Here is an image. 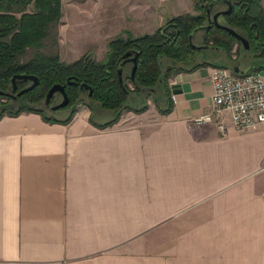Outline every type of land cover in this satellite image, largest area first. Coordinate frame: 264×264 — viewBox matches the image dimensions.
Returning <instances> with one entry per match:
<instances>
[{
    "label": "crops",
    "instance_id": "obj_1",
    "mask_svg": "<svg viewBox=\"0 0 264 264\" xmlns=\"http://www.w3.org/2000/svg\"><path fill=\"white\" fill-rule=\"evenodd\" d=\"M255 57L227 68L264 72ZM204 61L169 79V113L0 118V264H264V124L197 122L229 62Z\"/></svg>",
    "mask_w": 264,
    "mask_h": 264
},
{
    "label": "trees",
    "instance_id": "obj_2",
    "mask_svg": "<svg viewBox=\"0 0 264 264\" xmlns=\"http://www.w3.org/2000/svg\"><path fill=\"white\" fill-rule=\"evenodd\" d=\"M214 1L198 0L195 6L200 10L198 13L176 15L152 33L136 36L125 30L108 42V51L103 60L85 54L77 60L66 62L61 60L59 54L47 55L38 50L61 22L62 0H0V118L36 112L48 122L68 123L74 118L78 107L84 105L91 110V122L106 128L117 123L126 110L145 111L150 98L162 113H169L174 107L173 103L165 101L162 104L158 99L159 96L169 98V79L178 72L210 63L197 61V54L204 48L192 42L195 32L205 30L203 43H212V46L206 45L205 50L208 47L220 50L227 57L222 60L230 62L233 53L240 57L247 51L226 28L216 24L203 28L208 26L206 5ZM222 20L223 23L219 22L221 25L250 41L252 54L262 50V55L258 57H264V5L261 0H240L234 11L224 14ZM31 48L37 51L33 57L25 60ZM128 51L131 54L124 58ZM137 53V68L133 76L135 63L132 59ZM229 62L212 65L227 68L230 67ZM259 65L257 63V67ZM120 69L123 85L119 78ZM16 74L35 75L39 78V84L19 94L29 81L17 80V91L13 92L12 79ZM56 84L65 85L69 103L49 110L45 105L46 96ZM144 92L147 94L142 96ZM67 110L69 113L64 118L55 114ZM103 115L108 116V120L96 122L106 119Z\"/></svg>",
    "mask_w": 264,
    "mask_h": 264
},
{
    "label": "rangeland",
    "instance_id": "obj_3",
    "mask_svg": "<svg viewBox=\"0 0 264 264\" xmlns=\"http://www.w3.org/2000/svg\"><path fill=\"white\" fill-rule=\"evenodd\" d=\"M198 0H62L63 16L56 30L44 41V45L38 49L41 53L52 55L59 54L61 60L72 62L85 54H89L98 60H103L108 51V41L121 35L125 30L138 36L152 33L158 27L164 25L172 17L184 13H198L195 9ZM264 5V0H261ZM225 3H220L214 8V12L226 9ZM207 6V5H206ZM219 22L223 23L222 17ZM205 30H198L193 36L192 42L196 46H204L197 54V61L222 60L227 58L225 54L217 56L216 49L207 48L212 43H203ZM56 35V37H55ZM125 35V34H124ZM37 49L27 51L25 60L34 56ZM236 47L234 48V52ZM215 56H213V54ZM252 54L249 50L239 57L233 53L232 60L228 63L232 69L238 66L245 54ZM247 55V56H248ZM207 57V58H204ZM243 67V66H242ZM246 66H244L245 68ZM248 68V67H247ZM250 70V69H249ZM249 72V71H248ZM264 74V72H262ZM29 81V80H28ZM29 81V85H31ZM26 88V87H25ZM17 91V90H16ZM15 91V92H16ZM147 92H144L146 95ZM141 98V97H140ZM52 99V98H51ZM152 99V98H150ZM4 101L6 99H3ZM63 100L61 92L53 95L51 104H58ZM50 110V109H49ZM48 110V111H49ZM68 111V110H67ZM69 111H60L58 117L64 118ZM49 114H52L49 111Z\"/></svg>",
    "mask_w": 264,
    "mask_h": 264
},
{
    "label": "built area",
    "instance_id": "obj_4",
    "mask_svg": "<svg viewBox=\"0 0 264 264\" xmlns=\"http://www.w3.org/2000/svg\"><path fill=\"white\" fill-rule=\"evenodd\" d=\"M213 85L212 110L197 122L208 123L215 121L223 112H229L234 127L241 133L264 124V74L249 71L235 74L229 68L214 67L211 69ZM223 133L224 124L219 123Z\"/></svg>",
    "mask_w": 264,
    "mask_h": 264
},
{
    "label": "water",
    "instance_id": "obj_5",
    "mask_svg": "<svg viewBox=\"0 0 264 264\" xmlns=\"http://www.w3.org/2000/svg\"><path fill=\"white\" fill-rule=\"evenodd\" d=\"M219 1H221V0H215L214 2H212V3H210V4L207 5V11H208V14H209V15H208V20L210 21V24H209L208 26H204L203 28H209V27H212V26L214 25V23H215L217 26H221V27L226 28L227 30H229V32H231L232 34H234L236 37L240 38V39L242 40L244 46H245L246 48H249V45H250V44H249V41H248L247 39H245V38H243V37H241V36H238L237 33H236L233 29H231V28H229V27H226V26H223V25H221V24L219 23V21H218V17L221 15L220 12L217 13V14H215V16H214V23L212 22V18H211V16H210V9H211V7H212L215 3L219 2ZM230 4H231V3H230ZM231 11H232V7H231L229 10H227V11H225V12H223V13L226 14V13H230ZM192 36H193V34L191 35V37H192ZM130 54H131V52L128 51V52H126V53L124 54L123 57H124V58H125V57H128ZM138 56H139V53H137V54L133 57V59H132V60L134 61V63H135L134 70H133V76H134V72L136 71V68H137V58H138ZM234 71H235V73L243 74V72H240L239 67H236V68L234 69ZM119 78H120V82H121V84L123 85L122 69H120V71H119ZM17 80H29V81L32 82L31 85H29V86H27L26 88L22 89V90L19 92V94H21V93H25V92H27V91H30V90L34 89V88L39 84V78H38L37 76H35V75H30V74H16V75L13 77V79H12V82H13V85H14L13 92H15V91L17 90ZM57 92H61V93H62V95H63V100H62V102H61L60 104L53 106V107H52L53 110L58 109V108H60V107H64V106H66V105L69 103L68 95H67L66 90H65V85H63V84H56V85L52 86V88L49 90V92H48V94H47V96H46V103H47V104L50 103L51 98H52L53 95H54L55 93H57Z\"/></svg>",
    "mask_w": 264,
    "mask_h": 264
},
{
    "label": "flooded vegetation",
    "instance_id": "obj_6",
    "mask_svg": "<svg viewBox=\"0 0 264 264\" xmlns=\"http://www.w3.org/2000/svg\"><path fill=\"white\" fill-rule=\"evenodd\" d=\"M240 2V0H221V1H219V2H217V3H215L212 7H211V9H210V16H211V18H212V22L214 23V16H215V14H217V13H221V15L218 17V21H219V18H221L223 15H224V13L223 12H225V11H227V10H229L231 7H232V11H234V9L236 8V6L238 5V3ZM220 3H225L224 5H226V9H221V10H218L217 12H214V8H215V6H217L218 4H220ZM231 3V4H230ZM206 11H207V6H206ZM231 11V12H232ZM207 15H209L208 14V11H207ZM207 22H208V25L210 24V21L209 20H207ZM215 24V23H214ZM236 32V31H235ZM237 33V35L238 36H241V37H243V38H245V39H247L245 36H243V35H241V34H239L238 32H236ZM238 38V37H237ZM238 40H240L241 41V43L243 44V42H242V40L240 39V38H238ZM248 40V39H247ZM249 41V40H248ZM249 44H250V41H249ZM243 46H244V44H243ZM199 48H201V47H204L203 45L202 46H198ZM206 47V46H205ZM244 48L245 49H247V50H249L250 52H251V46L249 45V48H246L245 46H244ZM252 55H256V57L258 58V59H260V60H264V57H258V56H261L262 55V50H260V52L259 53H253ZM247 56H244V58H246ZM255 57V58H256ZM248 58H250V57H248ZM243 61H248V62H251L252 60H251V58L249 59V60H243ZM235 69V68H234ZM53 98V97H52ZM51 101H52V99H51ZM62 102V101H61ZM60 102V103H61ZM60 103H58V104H60ZM58 104H51V102L49 103V104H47V103H45V105H46V107L48 108V109H52V107L53 106H55V105H58ZM53 110V109H52Z\"/></svg>",
    "mask_w": 264,
    "mask_h": 264
}]
</instances>
